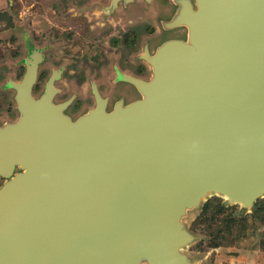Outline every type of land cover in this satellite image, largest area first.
Segmentation results:
<instances>
[{"label": "water", "instance_id": "1", "mask_svg": "<svg viewBox=\"0 0 264 264\" xmlns=\"http://www.w3.org/2000/svg\"><path fill=\"white\" fill-rule=\"evenodd\" d=\"M180 2L158 28L187 38L146 48L151 79L121 74L142 97L111 111L95 88L70 118V100L52 102L56 72L35 98L29 60L21 118L0 126V264H193L189 209L264 197V0Z\"/></svg>", "mask_w": 264, "mask_h": 264}, {"label": "rangeland", "instance_id": "2", "mask_svg": "<svg viewBox=\"0 0 264 264\" xmlns=\"http://www.w3.org/2000/svg\"><path fill=\"white\" fill-rule=\"evenodd\" d=\"M156 5L159 7L146 6L141 14L144 23L155 31L145 33L131 51L128 45H110L108 34L135 27L140 21L137 0H0V126L21 118L14 83L22 80L36 51L42 56L36 98L45 92L55 72L56 103L81 91L90 92L92 85L108 99V111L119 101L128 104L141 98L136 86L118 76L151 79L152 67L143 57L146 48L154 53L165 40L175 37L168 35L160 41L162 34H158L164 17L161 12L167 9L170 14L173 1H157ZM217 206L225 207L224 213L218 214ZM216 212L214 222L203 221ZM182 222L193 236L182 253L193 264H264V197L247 208L208 196L189 209Z\"/></svg>", "mask_w": 264, "mask_h": 264}, {"label": "flooded vegetation", "instance_id": "3", "mask_svg": "<svg viewBox=\"0 0 264 264\" xmlns=\"http://www.w3.org/2000/svg\"><path fill=\"white\" fill-rule=\"evenodd\" d=\"M157 1L159 2V0H155L154 2H157ZM163 1H165V0H161V2H163ZM180 1L181 0H173V3L178 4V6L180 8L181 5H182V3ZM189 1L193 4L194 7L196 6V0H189ZM139 5H140V8L137 9V10L139 12L138 14H139V20L140 21H138V23H135V25H134L135 27L134 28H123V31H119L117 33L108 34V35H110V39H109L110 40L109 41L110 45H118V46H121V47L122 46L126 47V45H128L129 50L132 51L133 47H136L137 45H139L142 42V37H143V35H145V33L150 35L151 33H153L155 31L153 29V27H151L150 25H146V23H144V21H143V18H142V15H141L143 13V9L141 7L142 6V1L141 0L139 1ZM182 7H183V5H182ZM172 10H174V7L172 8ZM175 15L176 14H174L172 16V19L174 18ZM141 18H142V20H141ZM149 24H151V23H149ZM164 31L165 32H163V30H161V31H159L158 34H162V35H160L161 37H167L168 35H175L176 34L175 37H178V38H181V39L182 38H187V36H188L187 35V27H185L183 25H180L178 27L176 26V27H173V28L170 27V28H168V30L165 28ZM111 48H116V47L112 46ZM119 52H121V50ZM36 54H37V51L34 53V55H36ZM38 56L41 57V60H40V62H41L42 61V56H41V54L39 52H38ZM120 56H121V54H120ZM38 66H39V64H38ZM27 68H28V66H27ZM27 68H26V71H27ZM37 77H38V74H37ZM118 79L119 80H124V79L121 78V74H119ZM35 84H36V81H35L34 85L32 86V90H31V93H32V95L34 97H35V92H36V89H37ZM95 88L98 89V87L96 85H92V89H91L90 92L89 91H87V92L81 91L78 95L70 97V98H68L66 100H63L62 102H59V103H63V102H66V101L70 100V103L64 109V113L66 115H68L70 118H72L73 120H76L81 115H84L90 109L95 107L94 106V100L96 101V99H95ZM54 89H55V92H56L55 96H57V94H58L57 91L58 90L56 89L55 85H54ZM45 90H46V86H45ZM98 91H99V89H98ZM16 92L17 93H16V96H15V99H16V103H17V110H18L19 113H21V111L19 109L18 101H17V95H18V90L17 89H16ZM55 96L52 98V102L53 103H56L54 101ZM59 103H56V104H59ZM74 116H76V117H74ZM20 170H22V168L19 165H17L14 168L15 172L20 171ZM4 181H5V178L0 176V185L3 184Z\"/></svg>", "mask_w": 264, "mask_h": 264}, {"label": "trees", "instance_id": "4", "mask_svg": "<svg viewBox=\"0 0 264 264\" xmlns=\"http://www.w3.org/2000/svg\"><path fill=\"white\" fill-rule=\"evenodd\" d=\"M217 208H218V214H219V213H224V211H225V207L223 208V207H218V206H217ZM208 209H209V207L206 208V210H208ZM216 214H217V212H216L214 215L205 218L203 221H204L205 223H207V222H210V223H211V222H214V221L216 220Z\"/></svg>", "mask_w": 264, "mask_h": 264}]
</instances>
